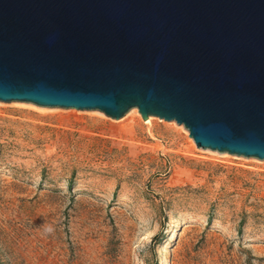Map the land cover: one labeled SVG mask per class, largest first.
Segmentation results:
<instances>
[{"label":"rangeland","instance_id":"obj_1","mask_svg":"<svg viewBox=\"0 0 264 264\" xmlns=\"http://www.w3.org/2000/svg\"><path fill=\"white\" fill-rule=\"evenodd\" d=\"M132 110L0 102V264H264V160Z\"/></svg>","mask_w":264,"mask_h":264},{"label":"water","instance_id":"obj_2","mask_svg":"<svg viewBox=\"0 0 264 264\" xmlns=\"http://www.w3.org/2000/svg\"><path fill=\"white\" fill-rule=\"evenodd\" d=\"M0 102L137 109L264 160V0H0Z\"/></svg>","mask_w":264,"mask_h":264},{"label":"bare ground","instance_id":"obj_3","mask_svg":"<svg viewBox=\"0 0 264 264\" xmlns=\"http://www.w3.org/2000/svg\"><path fill=\"white\" fill-rule=\"evenodd\" d=\"M38 108H39V107H38ZM42 108H43V107H42ZM132 111H134L136 114H138V111H137V109H133ZM147 119H149V121H150V120H152L153 118H151V117H150V118H149V117H147ZM147 124H150V122H148ZM188 135H189V134H188Z\"/></svg>","mask_w":264,"mask_h":264},{"label":"clouds","instance_id":"obj_4","mask_svg":"<svg viewBox=\"0 0 264 264\" xmlns=\"http://www.w3.org/2000/svg\"><path fill=\"white\" fill-rule=\"evenodd\" d=\"M48 231H49V232H51V231H52V229H51V228H49V229H48Z\"/></svg>","mask_w":264,"mask_h":264}]
</instances>
